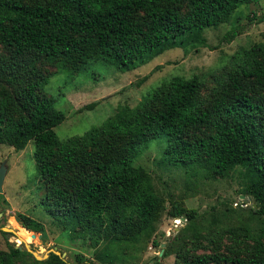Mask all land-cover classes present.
Masks as SVG:
<instances>
[{"label":"trees","instance_id":"trees-1","mask_svg":"<svg viewBox=\"0 0 264 264\" xmlns=\"http://www.w3.org/2000/svg\"><path fill=\"white\" fill-rule=\"evenodd\" d=\"M256 1L0 0V45L9 52L0 59V143L22 150L33 141L37 170L49 181L46 211L61 229L87 240L101 264H133L144 240L156 231L164 199L135 158L139 148L159 137L166 140L161 160L167 165L220 176L238 168L253 194L251 209L261 220L244 255L184 250L180 264H264V43L237 52L232 69L213 77L208 104L200 98L205 82L199 75L173 76L136 107L120 105L99 126L63 140L54 128L64 112L41 87L62 69L80 73L98 63L125 72L165 50L186 51L204 43L205 29L228 22L239 6ZM235 36L232 27L224 39ZM44 63L55 71L43 70ZM191 128L207 132L190 139ZM61 176L66 186L58 183ZM4 201L0 194V206ZM169 213L192 224L197 211L171 203ZM16 218L28 241L30 231H44L27 215ZM6 245L0 264H17L23 256L36 264H69L53 252L37 260L14 243ZM196 249L194 244L191 250ZM75 264L94 261L79 254Z\"/></svg>","mask_w":264,"mask_h":264},{"label":"rangeland","instance_id":"rangeland-1","mask_svg":"<svg viewBox=\"0 0 264 264\" xmlns=\"http://www.w3.org/2000/svg\"><path fill=\"white\" fill-rule=\"evenodd\" d=\"M232 27L236 29V36L226 41L224 34ZM202 36L204 43L189 45L186 51L181 47L165 50L131 71L120 72L110 66L92 63L80 73L69 74L62 69L52 74L41 87V93L50 96L55 108L64 112V120L54 128L58 138L63 140L99 126L113 116L120 105L136 107L144 96L173 76L199 75L205 82L200 98L208 104L215 86L213 77L232 69L233 56L237 52L255 43H264V0L239 6L228 22L205 29ZM7 57L9 52L0 45V59ZM42 68L55 71V66L45 63ZM206 132L191 128L187 137L195 139ZM165 145L164 137L155 138L146 147L139 148L135 158L136 164L151 173L155 189L164 199L165 209L156 231L144 240L132 263L149 264L153 260V264L156 261L158 264H180L179 252L184 250H189L192 255L216 252L228 256L234 251L244 255L253 243L249 236L255 235L261 220L251 209L253 194L246 188L240 170L234 168L223 176L205 175L203 171L187 172L161 160ZM33 150L32 140L22 150L0 143V165L4 162L7 166L1 193L5 201L0 206V249L7 250V242L26 249L21 239L16 241L17 233L2 230V227L18 228L16 214L22 213L43 224V232L30 231L35 237L25 241L39 255H49L56 246L57 251L64 253L62 259L69 264H75L79 254L93 259L94 264H101L94 259L93 248L87 240L61 229L46 211L43 199L49 181L39 174ZM58 183L66 186L62 176ZM171 203L195 209L194 223L172 217L169 213ZM153 240L160 244L154 245ZM262 240L264 242V238ZM194 244L197 249L191 250ZM16 262L36 264L31 256L19 257Z\"/></svg>","mask_w":264,"mask_h":264},{"label":"water","instance_id":"water-1","mask_svg":"<svg viewBox=\"0 0 264 264\" xmlns=\"http://www.w3.org/2000/svg\"><path fill=\"white\" fill-rule=\"evenodd\" d=\"M6 172H7V166L5 165V163L3 162L1 165H0V194L2 193L3 191V182H4V178H5V175H6ZM16 220L18 221V219L16 218ZM180 220H184L183 217H180ZM19 222V221H18ZM2 230H6V231H9V232H13V233H16V229H12V228H9V227H2ZM35 237V234L34 233H31V238H34ZM21 240L24 242L25 244V248L28 252L32 253V255L37 259V260H41L43 258H46L48 256V254H44L43 256L39 255L37 252L33 251L30 246H29V243L25 242V240L23 238H21ZM18 246L19 248H21L20 245H16ZM51 252L59 255L61 258L63 257L64 253H60L59 251L56 250V246H54L53 249L50 250ZM149 264H153V260H150L149 261Z\"/></svg>","mask_w":264,"mask_h":264},{"label":"bare ground","instance_id":"bare-ground-1","mask_svg":"<svg viewBox=\"0 0 264 264\" xmlns=\"http://www.w3.org/2000/svg\"><path fill=\"white\" fill-rule=\"evenodd\" d=\"M17 227H18V228H16V229H17V230H16V231H17L16 233L18 234V238H19V240H20L21 238H23L25 241L28 242V240L20 234V232H19V226H18V225H17Z\"/></svg>","mask_w":264,"mask_h":264}]
</instances>
